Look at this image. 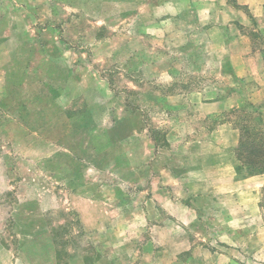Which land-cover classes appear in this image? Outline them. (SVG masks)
Returning a JSON list of instances; mask_svg holds the SVG:
<instances>
[{"label": "rangeland", "instance_id": "374dc122", "mask_svg": "<svg viewBox=\"0 0 264 264\" xmlns=\"http://www.w3.org/2000/svg\"><path fill=\"white\" fill-rule=\"evenodd\" d=\"M224 124L253 174L264 0H0V264H171L149 194Z\"/></svg>", "mask_w": 264, "mask_h": 264}, {"label": "crops", "instance_id": "0c3cea01", "mask_svg": "<svg viewBox=\"0 0 264 264\" xmlns=\"http://www.w3.org/2000/svg\"><path fill=\"white\" fill-rule=\"evenodd\" d=\"M219 130L227 136L207 143L201 162L162 172L149 194L145 222L165 262L264 264V171L240 174L238 132Z\"/></svg>", "mask_w": 264, "mask_h": 264}, {"label": "trees", "instance_id": "16d2710c", "mask_svg": "<svg viewBox=\"0 0 264 264\" xmlns=\"http://www.w3.org/2000/svg\"><path fill=\"white\" fill-rule=\"evenodd\" d=\"M256 145L255 143H253V146H252V150H249L250 154H258V149L256 148ZM264 159V158H263ZM261 159L260 161H254L255 164L253 163H250L251 166V169H252V173H256V172H259V171H264V160ZM264 207V205H263Z\"/></svg>", "mask_w": 264, "mask_h": 264}]
</instances>
